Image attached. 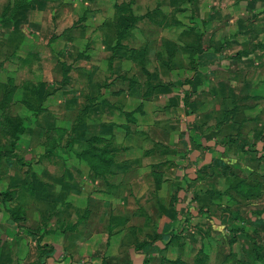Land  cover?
Returning <instances> with one entry per match:
<instances>
[{
  "label": "rangeland",
  "instance_id": "374dc122",
  "mask_svg": "<svg viewBox=\"0 0 264 264\" xmlns=\"http://www.w3.org/2000/svg\"><path fill=\"white\" fill-rule=\"evenodd\" d=\"M263 117L264 0H0V264H264Z\"/></svg>",
  "mask_w": 264,
  "mask_h": 264
},
{
  "label": "crops",
  "instance_id": "0c3cea01",
  "mask_svg": "<svg viewBox=\"0 0 264 264\" xmlns=\"http://www.w3.org/2000/svg\"><path fill=\"white\" fill-rule=\"evenodd\" d=\"M217 53V52H216ZM226 81H228V80H226ZM208 82H210V80H207V79H200L199 78V82H198V84L200 85L199 86V88L200 89H202L203 87L202 86H206L207 85V83ZM229 82V84H227V86H229V85H231V86H235V84H236V82L235 81H228ZM245 83V82H244ZM200 89H198V90H200ZM256 102V101H255ZM256 104H258V102H256ZM247 110H249V107H247ZM229 113H231V112H228V114ZM248 114V113H247ZM249 115V114H248ZM249 116H251V115H249ZM255 116V115H254ZM261 120H264V117H263V119H261ZM218 147V146H217ZM217 147L214 149V148H212V150L211 151H209V153H207V155H210V156H212L214 153L216 154V150H217ZM209 156V157H210ZM196 165V164H195ZM195 165H193L192 167L193 168H195ZM181 166L182 165H179V166H172L170 169H165V170H177V171H179L180 169H182V171H183V175H181V176H179V175H175V177H176V179H174V181L172 182L170 179H171V177H170V175H169V173H167V174H164V165H158V166H155V165H146V164H144V165H134L133 166V169H128L126 166H117L116 168L119 170V171H131V170H133V188H135L134 190H133V198L134 197H136L137 199H139L141 196L142 197H146V199L149 197V196H152L153 197V199H155V201H159L158 200V197L162 194V191L163 192H169L168 191V189L170 188V187H172L175 183L178 185V183L179 182H185V174H184V168H181ZM154 167H157L158 169H159V171L162 173V175L160 176L161 177V182L159 183V184H157L156 185V187H155V185L153 186V181L151 182L150 180H153V179H155V176H158V174H154L153 172H152V169L154 168ZM192 167H190L189 169H188V171L190 170V171H192L193 170V168ZM154 177V178H153ZM181 180V181H180ZM96 183H98L97 181H95ZM118 182H119V184L121 185V182H122V179H120V180H115V182H113V184H118ZM178 182V183H177ZM118 184V185H119ZM165 185H168V189L165 187ZM93 186V185H92ZM86 187H88V185H86ZM158 187H160L159 189H157ZM95 188L96 187H93V190L91 191V190H88V191H86V190H83L81 193H79V194H81V196L82 195H85L86 196V198H89V200H92L91 198H95L96 199V202L98 201L99 203H101V204H103V207L104 208H107L106 206L107 205H110L111 204V202H112V200L113 199H115L114 198V195L112 194V191L110 190V191H106L107 193H104L105 191H102V188L101 187H98L97 188V191H95ZM153 189V193L151 192V190ZM158 191H157V190ZM161 189V190H160ZM91 192H92V194H93V196H92V194H91ZM118 194V193H117ZM116 194V195H117ZM181 193H179L178 195L179 196H181L180 195ZM101 195H103V196H101ZM81 196H77V197H81ZM166 198V197H165ZM171 198H173V196L171 197ZM152 199V200H153ZM98 203V204H99ZM146 204L148 203V202H145ZM169 203H170V207H171V204H172V202L171 201H169ZM175 205H177L176 203H174ZM170 209V208H169ZM177 207L176 208H174V207H172L171 209H170V212L172 213V214H174V218H175V220H179V218H180V215H177L178 213H177ZM104 212V211H103ZM167 212H169L168 210H167ZM182 216V215H181ZM148 215H145V217H144V219L145 220H148ZM164 217H162V218H159V222H157L158 223V227H160V225H161V220L163 219ZM171 218L173 219V217L171 216ZM174 220V221H175ZM173 221V220H172ZM147 222V221H146ZM165 223H168V221H165ZM165 223H164V226H162V228L161 229H163L164 227H166L165 226ZM115 224V223H114ZM160 232V231H159Z\"/></svg>",
  "mask_w": 264,
  "mask_h": 264
},
{
  "label": "trees",
  "instance_id": "16d2710c",
  "mask_svg": "<svg viewBox=\"0 0 264 264\" xmlns=\"http://www.w3.org/2000/svg\"><path fill=\"white\" fill-rule=\"evenodd\" d=\"M148 241H144L143 243L140 244V246H144V244H148Z\"/></svg>",
  "mask_w": 264,
  "mask_h": 264
}]
</instances>
